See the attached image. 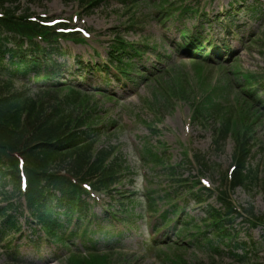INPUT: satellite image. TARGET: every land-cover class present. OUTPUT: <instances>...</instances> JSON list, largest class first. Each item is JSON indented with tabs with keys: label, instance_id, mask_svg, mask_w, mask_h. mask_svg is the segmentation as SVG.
Wrapping results in <instances>:
<instances>
[{
	"label": "rangeland",
	"instance_id": "1",
	"mask_svg": "<svg viewBox=\"0 0 264 264\" xmlns=\"http://www.w3.org/2000/svg\"><path fill=\"white\" fill-rule=\"evenodd\" d=\"M95 1L98 0H22L18 14L28 11L36 14L33 16L42 15V18H65L69 24L85 28L88 33L84 34V41L70 39L63 42L64 48L72 54L71 58L67 57L69 64H72L74 55L81 56L85 63L106 64L107 52L115 37L136 44L141 52L145 51L133 58L138 63L133 69L134 74H139L138 70L144 74L142 77L135 75L136 82L112 80L101 86L99 74L84 71L88 75L84 86L105 87L115 97L111 101L97 95L95 100L99 109L105 110L103 123L108 125L100 144L115 145L131 170L121 185L123 190H134L142 196L157 188L153 183L156 179L152 180L154 172L142 158V147L147 143L152 146L160 143L158 148L164 150L174 164L185 162L194 153L205 154L214 169L204 177L212 181V188L219 186L222 175L233 163L236 148L234 135L227 136L223 145L216 147L214 137L223 126L234 134L250 137L253 147L250 166L257 167L260 176L251 187H239L231 194L242 215L235 222L234 241L243 246L246 244L250 250L244 260L225 254L224 246L220 249L225 253L220 255L192 246L186 250L155 246L150 232L155 221L147 217L138 220L140 228L137 230L129 231L121 226L126 230L125 246L112 251V262L176 264V259H181V264H264V222H258L259 225L256 220L249 219L245 211L253 208L257 216L264 218V92L259 95V102L253 104H250L252 98L242 93L243 85L253 81L252 77L260 80V84L250 89L252 93L264 86V18L249 20L242 29L243 38L250 31L257 32L254 39L249 35L250 40L247 37L246 41L233 40L236 56L209 62L198 57L189 59L172 50L171 44L180 41L182 26H191L194 22L192 17H185L184 12L180 15L172 7L195 3L215 12L228 6L232 0H138L136 3L100 0L99 5L88 7ZM258 1L264 10V0ZM163 10L166 12L161 15ZM167 12L172 13L171 18L161 23L158 16L163 17ZM105 75L103 73V77ZM199 169L197 165L193 168L186 165L185 176H197ZM130 178H133L132 182ZM140 199L144 200L143 197ZM209 202L216 204L215 197ZM136 210L139 212L140 205ZM188 210L192 216L203 215L199 207L191 205ZM34 233L40 242L41 232ZM27 234L26 238L17 240L20 245L17 251L28 260V264H72L69 249L49 243L42 236L38 244L41 251L38 252L37 243L26 244L33 232L28 229ZM14 237L12 235L9 239ZM5 249L0 243V264L6 259ZM245 250L239 248L236 252L243 256Z\"/></svg>",
	"mask_w": 264,
	"mask_h": 264
},
{
	"label": "trees",
	"instance_id": "2",
	"mask_svg": "<svg viewBox=\"0 0 264 264\" xmlns=\"http://www.w3.org/2000/svg\"><path fill=\"white\" fill-rule=\"evenodd\" d=\"M19 1L0 0V10L7 15L0 18V239L5 237L6 231L21 229L18 220L22 215L24 198L30 219L46 232L49 239L68 245L62 236V221L65 219L61 218L62 215L71 221L76 212L87 211L88 207L84 198L88 194L80 184L89 182L96 190L106 192L111 200L119 203L123 201V196L117 185L121 184L124 171L129 166L124 159L113 156V146H97L99 137L105 131L101 126L103 114L93 104L90 95L93 91L81 86L84 78L78 72L86 66L77 57L75 63L79 67L72 75L73 80L65 77L72 67L66 60L67 52L56 39L57 33L26 20L29 13L17 16ZM221 27L225 33H230V26L221 24ZM37 34L44 37L43 43L34 37ZM183 34L190 36L187 29L183 30ZM205 35L196 32L180 48L204 49V43L208 42L210 48L218 50L220 45H213L212 39ZM120 53H125V47L114 44L109 54L110 66L125 74L127 72L119 66L122 63ZM95 67L101 68L99 65ZM78 76L79 82H73ZM228 132L227 127L220 129L216 139L218 145ZM240 149L236 157L237 169L231 176L230 185L226 174L221 188L217 190L220 207L203 206L205 217L201 221L188 216L187 207L191 202L204 205L215 192L206 188L195 190L200 180L183 178L181 166H164L162 171L170 186L158 199L164 200L168 207L159 215L160 226L156 228L174 222L178 239L193 237L191 244L200 248L213 247L215 251V241L220 243L229 239L231 242L234 216L238 212L228 193L239 186L251 187L258 176L256 169L247 166L251 156L249 142L242 143ZM19 157L24 159L28 177V189L24 194L20 189ZM146 157L155 164L165 165V159L152 150H147ZM195 157L197 163L208 171L211 166L205 157L200 154ZM135 200L132 196L127 206ZM147 203L150 211L158 210L155 199L151 198ZM115 207L111 201V212L106 217H122L119 214L124 210L121 212V208L116 210ZM247 212L254 215L252 208ZM95 218L105 247H98L101 240L97 245L93 243L89 234L95 230L89 223L80 237L90 256L72 257L75 264L109 263L106 255L100 254L104 248L110 249L112 236L103 221ZM121 219L124 223H132L126 218ZM81 225L77 222L71 237L78 235ZM6 264L24 263L12 256Z\"/></svg>",
	"mask_w": 264,
	"mask_h": 264
}]
</instances>
